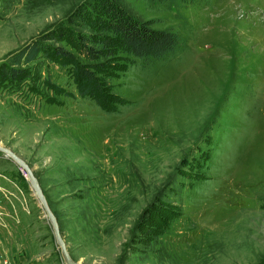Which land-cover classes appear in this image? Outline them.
Returning <instances> with one entry per match:
<instances>
[{
	"label": "rangeland",
	"instance_id": "374dc122",
	"mask_svg": "<svg viewBox=\"0 0 264 264\" xmlns=\"http://www.w3.org/2000/svg\"><path fill=\"white\" fill-rule=\"evenodd\" d=\"M117 1L180 41L161 58H113L125 103L107 111L53 48L10 61L45 42L85 62L44 37L90 32L97 0H0V144L33 169L76 261L263 264L264 0ZM0 216L43 264H65L26 172L1 151Z\"/></svg>",
	"mask_w": 264,
	"mask_h": 264
},
{
	"label": "trees",
	"instance_id": "16d2710c",
	"mask_svg": "<svg viewBox=\"0 0 264 264\" xmlns=\"http://www.w3.org/2000/svg\"><path fill=\"white\" fill-rule=\"evenodd\" d=\"M87 19L90 32L77 31L68 36L61 33L44 37L55 41L67 39L84 57L85 62L62 46H51L45 42L26 45L13 53L10 61L13 64H19L23 59L30 62L39 51L53 48L50 53L53 59L64 65H72L79 94L90 96L101 108L113 111L118 104L125 103V99L113 92L108 73L110 61L122 57L120 54L139 58H161L177 47L180 37L172 29L155 28L150 20L136 18L117 0H97L92 3ZM17 72L18 69L12 67L6 70V75L17 76ZM55 214L58 218V214Z\"/></svg>",
	"mask_w": 264,
	"mask_h": 264
},
{
	"label": "water",
	"instance_id": "95a60500",
	"mask_svg": "<svg viewBox=\"0 0 264 264\" xmlns=\"http://www.w3.org/2000/svg\"><path fill=\"white\" fill-rule=\"evenodd\" d=\"M0 151L3 152L6 156L11 158L23 171L26 172L28 180L31 184L32 189L34 190L39 202L42 205V208L48 218L49 223L52 226V230L55 236V241L57 246L60 249L61 256L64 260L65 264H83L79 261H76L73 256L71 255L67 243L65 239L62 236L60 225L58 218L54 211L52 210L44 192L40 185L39 179L35 175L33 169L31 166L25 161L23 158H21L17 153H15L12 149L9 147L3 146L0 144Z\"/></svg>",
	"mask_w": 264,
	"mask_h": 264
},
{
	"label": "crops",
	"instance_id": "0c3cea01",
	"mask_svg": "<svg viewBox=\"0 0 264 264\" xmlns=\"http://www.w3.org/2000/svg\"><path fill=\"white\" fill-rule=\"evenodd\" d=\"M5 229V218L0 216V257L9 255L11 264H43V261L36 258L31 249L21 242L19 236L10 238Z\"/></svg>",
	"mask_w": 264,
	"mask_h": 264
},
{
	"label": "built area",
	"instance_id": "2783aa9c",
	"mask_svg": "<svg viewBox=\"0 0 264 264\" xmlns=\"http://www.w3.org/2000/svg\"><path fill=\"white\" fill-rule=\"evenodd\" d=\"M0 264H11V260L7 256H5V257L1 256L0 257Z\"/></svg>",
	"mask_w": 264,
	"mask_h": 264
}]
</instances>
